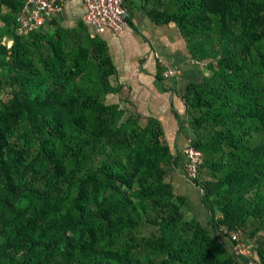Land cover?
Segmentation results:
<instances>
[{"label":"trees","instance_id":"1","mask_svg":"<svg viewBox=\"0 0 264 264\" xmlns=\"http://www.w3.org/2000/svg\"><path fill=\"white\" fill-rule=\"evenodd\" d=\"M24 2L0 0V264H264V0L144 2L207 62L183 93L194 175L160 123L105 102L106 42L84 26L19 37Z\"/></svg>","mask_w":264,"mask_h":264},{"label":"crops","instance_id":"2","mask_svg":"<svg viewBox=\"0 0 264 264\" xmlns=\"http://www.w3.org/2000/svg\"><path fill=\"white\" fill-rule=\"evenodd\" d=\"M122 1L128 11V28L121 34L105 32L98 36L106 42L114 68L109 78L114 91L105 96V102L118 105L141 120L153 119L160 123L166 142L182 163L181 151L187 145L185 136L188 133L183 93L189 83L200 82L206 72L197 66L198 59L191 55L174 25L156 24L147 17L145 0ZM86 13L81 1L65 4L60 16L52 21L56 26L51 22L46 31L76 30L84 26L83 32L92 36L93 30L85 22ZM158 58L176 73L165 78ZM171 181L173 189L180 192L176 191L177 194L191 193L181 165L172 173ZM181 190L186 191L181 193ZM190 200L193 205L198 204L197 196ZM200 210L197 213L204 214V210Z\"/></svg>","mask_w":264,"mask_h":264},{"label":"built area","instance_id":"3","mask_svg":"<svg viewBox=\"0 0 264 264\" xmlns=\"http://www.w3.org/2000/svg\"><path fill=\"white\" fill-rule=\"evenodd\" d=\"M81 1L87 10L85 22L92 28V38L103 35L105 32L121 34L128 28V12L122 0H25L21 12L16 17V33L19 37H26L31 32L46 30L51 22L58 18L64 5ZM10 47V43L7 44ZM158 62L165 68L164 76H172L176 71L169 64L158 58ZM183 149L188 160L187 170L191 175L196 173L200 163L201 153L189 146ZM236 245L232 248L235 257L250 256L249 248L241 244L234 232H227ZM248 264H254L252 262Z\"/></svg>","mask_w":264,"mask_h":264},{"label":"rangeland","instance_id":"4","mask_svg":"<svg viewBox=\"0 0 264 264\" xmlns=\"http://www.w3.org/2000/svg\"><path fill=\"white\" fill-rule=\"evenodd\" d=\"M240 50H241V48H240V46H238V43L236 42L235 43V46H234V49H233V51H234V53H238V52H240ZM198 62L202 65V68H203V70L205 71V69H207L206 68V63L207 62H205L204 60H198ZM206 73H207V71H205ZM176 191L178 192V193H180L177 189H176ZM186 190H181V193H184ZM185 193H187L186 194V196H190V192L189 191H186ZM187 215V217H190L191 216V214L190 213H188V214H186ZM204 218H201V220H203ZM244 241L246 242V240L244 239ZM252 241H250V243H251Z\"/></svg>","mask_w":264,"mask_h":264}]
</instances>
